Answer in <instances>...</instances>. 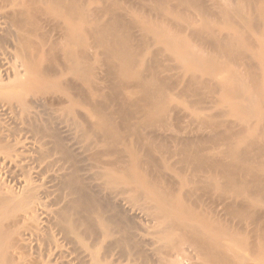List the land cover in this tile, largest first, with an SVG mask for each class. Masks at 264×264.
I'll use <instances>...</instances> for the list:
<instances>
[{
  "label": "bare ground",
  "instance_id": "6f19581e",
  "mask_svg": "<svg viewBox=\"0 0 264 264\" xmlns=\"http://www.w3.org/2000/svg\"><path fill=\"white\" fill-rule=\"evenodd\" d=\"M137 2L149 14L105 0H0L1 43L14 60L6 69L0 63V96L20 103L32 98L17 106L23 118L31 116L34 102L62 105L92 161L98 195L77 174L66 179L61 187L75 199L57 224L73 233L72 216L83 213L90 231L99 226L108 233L125 222L109 215L122 201L150 219L152 229L145 232L160 264H264V109L258 108L264 104V0H212L209 10L199 0ZM182 4L202 18L174 8ZM198 43L210 51L199 52ZM167 60L178 61L184 75L177 84H186L185 96L218 95L206 97L214 105L242 102L221 109L239 129L225 127L232 126L227 120L211 147L169 137L168 127L154 129L174 112L167 106ZM69 93L78 101H70ZM78 105L87 107L82 119ZM5 149L6 161H30L21 149ZM23 161L20 192H1L0 185V264H34L28 263L26 244L16 247L21 235L8 239L21 223L39 237L38 209L45 212V173L34 167L44 173L43 179L37 173L43 187ZM21 210L25 215L15 217Z\"/></svg>",
  "mask_w": 264,
  "mask_h": 264
},
{
  "label": "rangeland",
  "instance_id": "374dc122",
  "mask_svg": "<svg viewBox=\"0 0 264 264\" xmlns=\"http://www.w3.org/2000/svg\"><path fill=\"white\" fill-rule=\"evenodd\" d=\"M105 1L107 3L111 2V4L112 3L119 4L120 2L121 6H124V8L129 10L132 9L135 12H137V14H141V13H142L141 15H144L146 13L149 14V10L147 8L144 10L143 7L139 4L135 6V4L138 3L137 0H131V1L105 0ZM225 1L235 2V0H225ZM199 2H201L204 10L206 9L209 10L210 8L215 7L213 5L214 3L212 2V0H199ZM182 5H176L177 7L174 5V8L177 11H180V13H182L183 15L192 16L195 19L202 18L201 16L203 15L200 11L198 12L194 8L193 9L187 8L185 4ZM142 10L144 11V13ZM8 46L9 45H3V43H1V36H0V63H2L3 66L4 65L6 66L8 64V66L6 67L4 66V68L2 67L3 69L11 67V65L13 66L14 64L13 62L14 60L9 61L10 58L11 59L13 58L12 56L7 55V53L10 54L9 52H11L10 48H6ZM158 46L159 45L154 47V49L158 48ZM5 49H9L10 51L8 50L9 52H7ZM198 51L201 53L209 52L210 47L206 46L205 44L198 43ZM163 64L164 65L166 64L167 67L171 69L169 72L170 74L169 73L167 74L168 76L171 77L169 81H167L168 83L167 86L172 95V99L168 102L167 106L174 108V112H172L170 116L167 118L166 120L167 122H157L155 124L154 129L156 128L164 129L168 127L166 129L170 134L167 132L166 133L169 137L172 134L171 135L172 137L173 136L179 138L181 137V139H184L185 141L189 140L190 142L189 141L188 142L194 144L195 146L202 145L204 147H211L214 142L213 140L215 136H218V138L220 137L222 138L226 130L225 127H231L234 130L239 129L240 125H238L237 123H234V125L232 124L233 122L231 121H234L233 118H228L226 115H224L221 112L223 106L227 105L229 102L227 103V101H220L219 104L215 103L214 105L213 102L210 103L211 101L208 100V98L212 100L216 95L213 96L210 94L212 97L210 98L209 97L210 95L208 94V96H206V93L204 95L203 93L201 94L198 93V94H191L185 96V94L181 93V90L183 87L186 86V84L183 83L184 86L182 85L179 86L177 84L178 80H180L184 75L179 67L178 61L167 60ZM69 94H70V101L72 102L78 101L77 96L71 93ZM204 100L205 101L207 100L208 102L206 103L204 102ZM22 101H24L25 103L26 102L32 103L31 102L32 98L26 99V101L25 100ZM22 101L20 103L18 101L8 100L5 97L0 96V124H1L0 140L3 142L2 143L3 146L1 145L0 147V159H1L0 185L1 183L4 184L1 185L4 187V188L2 187L3 190L1 189L2 190L1 192H6L4 190L5 187L7 188V190H10L11 192L13 191V189L15 191L17 190V186L22 184V180H25L24 178L20 180L21 177L24 176V175H20L22 174V172L20 171H24V168L21 167L23 159L20 158L21 160L20 161L17 158H15L17 159L18 162L17 165L15 163L13 164L5 160V156L8 150L6 149L4 150V148H8V149L15 148L19 150L21 149L22 151L20 154H23V156L25 155L26 156L25 158L28 157L29 159L27 158V160H30L29 162L26 160L28 163L25 162V160L23 161V164H26L25 169L27 168L28 171L27 173H29V175L32 174L30 169L32 170L33 168L32 170L33 175L32 177L31 176L30 177L34 179L36 177L37 180L36 183L40 182V184L39 183L38 184L42 186H43L42 184L43 181H45L42 179L44 177H45L44 179H46L44 185L48 186V188L46 186H43L46 187L45 189H47V191L43 188V190H45V194L41 195L42 202L46 196V199L44 200L46 203L43 202V204H45L44 211L46 213L43 212L42 209L41 210L38 209L39 211H41L37 216L38 217L37 219L40 221L39 223H41L39 226L40 229L38 230L40 231L38 232L39 237L33 234L35 233L33 232L34 230L32 229L33 230L32 231L31 228H29V226L27 225V223H21L17 227H15V230L13 232L14 234H11L8 238L9 241L14 242L16 241L15 238L21 235L20 237L22 241L16 244V247L24 249L26 247L25 246L26 244L28 247L26 248L27 250L25 249L26 250L25 253L27 252L29 253L26 254V257L27 255H29L28 259L31 260L28 263L31 262L34 264H48V263L61 264V262L65 264H96L99 261L105 264H147V263L160 264L157 261L159 258V257L157 258L158 255L153 252L155 251V247L152 246L154 247L152 250V247H150L151 246L150 243H148L150 242L149 240L152 239L151 237H149L151 235L146 233L152 229V228L150 229L149 226L152 225L150 219H148V217H146V215L141 211L133 210L132 208H130L129 207L130 205L128 203L122 201H116V203L119 202V204H117L115 208L116 210L114 209V211L109 212V215L112 218V220H116V221L119 218L118 216L121 215L120 217L122 219L125 218V222H123L124 220H122V222H120L117 228L112 227V225L110 224L111 228L109 229L108 233H104L102 228H100L99 226L92 227L90 231L88 229L87 222L84 220L83 213L73 214L72 216L73 233H67L59 224H57L59 213L62 211H67L72 201L75 199V194H73L68 189H63L64 188L63 182L66 181V179H69L74 174H77L81 182L85 186L87 185L86 187H88L91 192H94L91 194L95 195L96 193V196L98 195L97 193L99 192V190L97 191L98 189L96 187L97 183L92 176V172L89 170L92 161L90 160V156L87 154L88 152H86L87 149L85 148V144L80 138V135L77 132H75L72 126L73 124H71V121H69L68 116L64 112H62L61 110L62 105H57L55 101H52L54 103L53 105L51 101L47 105H45L43 102H42L43 104L41 102L40 103L34 102L33 105L34 104L35 105L33 106L34 109L32 110L33 112L36 111L34 115L32 114L33 113L32 112L31 116L30 114L27 116L24 115L23 118V115H21L20 113L21 109L19 108L24 104V102ZM238 103L241 104L242 102L234 100V101H230V105L229 104L228 105L238 108L239 106ZM11 105L16 107L19 106V107H17L18 109L15 107L14 108L16 109L15 111L12 110L13 108ZM258 108L263 110L264 104L260 105ZM18 110L20 111L19 112L20 114L18 113ZM86 110L87 107L85 105L82 106L78 105L76 107L77 117L80 116L79 118L82 119L83 113ZM227 120L231 122V125L233 127L230 126V123L227 126L224 125ZM217 126H219L220 128ZM255 127L259 130L260 127L261 129H263V127L259 124H257ZM216 132H218V134H216ZM59 141L61 144H59L58 147L57 143ZM61 147H63L64 149ZM223 149H225V146L222 145L217 152ZM65 152L66 153L69 152L68 154H71L70 155L71 157L67 158ZM12 154H14L15 156L14 152ZM43 161H44V165H43ZM7 163L9 166L13 164L12 165L13 167L16 165L17 169H19L18 168L19 166L23 170L22 169L17 170L16 168L13 167L11 168L6 165ZM29 163L32 164V166ZM27 164L31 166L29 169ZM39 165H41V168L43 169L46 175L44 173H41V175L39 174L40 173L39 171L41 170ZM35 166L40 168L39 171H36L34 169ZM179 167L180 165H176L175 168H179ZM13 169L14 171H12ZM17 171H19L18 172L19 175ZM14 172L17 175L14 174ZM23 173L25 174V172ZM37 173L39 174L38 176L40 178L42 177L43 178L37 179L38 177ZM12 174L15 175L16 177L20 176L19 180L21 182L19 180H16L15 179L16 177H14ZM34 174L36 176H34ZM42 174L44 175L42 176ZM190 174H192V171L186 173V176H190ZM61 186H63V188ZM20 188L19 191L17 190L18 192H20ZM48 212L49 214H47ZM23 213L25 212L24 211L19 213L16 212L15 217L16 214L17 215L19 214L18 217L19 216L22 217L25 215ZM32 234L33 236H31ZM56 247H58L61 250V253L63 252L64 254L63 256L60 255L61 253H59L60 251H57ZM23 249H19L20 252L23 251Z\"/></svg>",
  "mask_w": 264,
  "mask_h": 264
}]
</instances>
